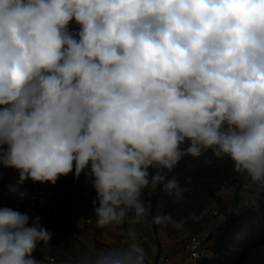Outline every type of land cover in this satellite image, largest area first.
<instances>
[{"label":"clouds","instance_id":"clouds-1","mask_svg":"<svg viewBox=\"0 0 264 264\" xmlns=\"http://www.w3.org/2000/svg\"><path fill=\"white\" fill-rule=\"evenodd\" d=\"M208 151L264 188V0H0V164L19 172L9 191L83 173L97 227L130 225L122 246L81 264H145V192L182 202L169 173ZM29 220L0 208V264H37L51 233Z\"/></svg>","mask_w":264,"mask_h":264},{"label":"rangeland","instance_id":"rangeland-1","mask_svg":"<svg viewBox=\"0 0 264 264\" xmlns=\"http://www.w3.org/2000/svg\"><path fill=\"white\" fill-rule=\"evenodd\" d=\"M223 162L224 158L213 156L211 151L200 158L186 156L182 159L168 177L171 179L175 176L180 186L187 189L183 193L182 202L177 203L173 196L160 190L156 193L145 192L144 200L149 213L141 223L135 225V229L141 230L140 236H147L154 241L156 257L162 252L184 250L185 242L191 234H199L207 244L211 233L222 223L225 215L235 212V209L240 210L241 202L248 201L249 209L264 201V188L254 183L249 184L250 179L233 183V178L222 171ZM54 187L66 200L81 205L85 209V215H94L92 201L96 193L91 184L86 182L83 173L78 180L74 179V173L62 176ZM242 206L244 207L243 204ZM161 213L170 214L177 220H185L183 229L154 224L153 217ZM206 250L200 264L205 259L213 258L209 257ZM243 264H264V246L254 249Z\"/></svg>","mask_w":264,"mask_h":264},{"label":"crops","instance_id":"crops-1","mask_svg":"<svg viewBox=\"0 0 264 264\" xmlns=\"http://www.w3.org/2000/svg\"><path fill=\"white\" fill-rule=\"evenodd\" d=\"M3 165L0 164V169ZM249 184H252L250 181ZM251 187V186H249ZM57 193L59 202L62 204L61 212L66 218V222L62 226L49 227L41 225L51 233V240L47 247L52 250V255L56 258L54 262H48L44 255L45 245L43 242L37 244L36 250L33 252V257L37 264H81L82 259L92 255L97 251L120 247L122 242L126 240V232L130 227L127 223L120 226H108L99 228L96 225L95 215H85V209L76 203L69 202L63 195ZM244 205V207L242 206ZM249 202L244 200L240 204V210L235 209V212H241L248 208ZM243 207V208H242ZM92 217L94 222L92 225L86 223V218ZM226 215L222 223L211 233V238L207 241L206 250L209 257H213V248L215 247V236L219 227L223 226ZM33 223H29L32 226ZM137 241L145 251V264H156V245L147 236H140L141 230H136ZM168 256L171 264H186L187 252L185 250H170Z\"/></svg>","mask_w":264,"mask_h":264},{"label":"built area","instance_id":"built-area-1","mask_svg":"<svg viewBox=\"0 0 264 264\" xmlns=\"http://www.w3.org/2000/svg\"><path fill=\"white\" fill-rule=\"evenodd\" d=\"M19 180V172L13 168L0 169V208H11L21 213H27L29 223H33L36 217L40 218V224L49 227L62 226L66 218L61 212L62 204L59 202L55 187L51 183H39L26 180L19 186L17 192H10L9 185H16ZM24 193L21 198L19 193ZM92 217L86 218V223L92 225ZM187 252L186 264H200L206 250L205 239L199 234H191L185 242ZM44 255L48 262H54L50 247L44 248ZM156 264H171L168 252H162L156 257Z\"/></svg>","mask_w":264,"mask_h":264},{"label":"trees","instance_id":"trees-1","mask_svg":"<svg viewBox=\"0 0 264 264\" xmlns=\"http://www.w3.org/2000/svg\"><path fill=\"white\" fill-rule=\"evenodd\" d=\"M69 30L77 32L79 26L72 22ZM223 163L222 171L233 178V183H242L247 179L233 170L234 165L229 158L225 157ZM188 189H191V186H188ZM215 240L214 256L205 259L203 264L245 263L254 249L264 246V201L256 207L227 214L223 226L217 230Z\"/></svg>","mask_w":264,"mask_h":264}]
</instances>
